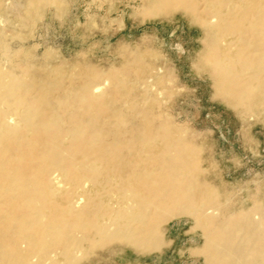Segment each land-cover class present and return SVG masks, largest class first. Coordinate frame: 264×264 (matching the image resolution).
<instances>
[{"label": "bare ground", "instance_id": "obj_1", "mask_svg": "<svg viewBox=\"0 0 264 264\" xmlns=\"http://www.w3.org/2000/svg\"><path fill=\"white\" fill-rule=\"evenodd\" d=\"M142 1L145 17L198 25L214 97L242 115L264 107V0ZM18 42L0 31V264H89L113 243L159 251L163 224L182 216L204 264H264V206L222 199L168 109L159 53L137 48L101 72L22 60Z\"/></svg>", "mask_w": 264, "mask_h": 264}, {"label": "rangeland", "instance_id": "obj_2", "mask_svg": "<svg viewBox=\"0 0 264 264\" xmlns=\"http://www.w3.org/2000/svg\"><path fill=\"white\" fill-rule=\"evenodd\" d=\"M142 2L40 0L27 12L28 0H0V31L28 52L22 60L63 63L67 68L86 62L107 72L120 67L127 52L153 49L159 53L153 61L163 64L173 90L168 109L201 146V165L222 199L227 191L232 204L264 206V107L242 115L214 97L208 74L197 69L203 36L198 25L180 11L169 18L145 17ZM192 226L185 216L172 219L162 226L169 244L161 250L142 254L130 245L113 243L97 249L88 262L204 264L190 252L202 244Z\"/></svg>", "mask_w": 264, "mask_h": 264}]
</instances>
